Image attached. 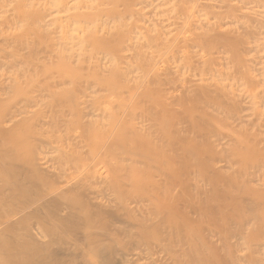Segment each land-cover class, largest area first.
I'll list each match as a JSON object with an SVG mask.
<instances>
[{"label": "bare ground", "instance_id": "6f19581e", "mask_svg": "<svg viewBox=\"0 0 264 264\" xmlns=\"http://www.w3.org/2000/svg\"><path fill=\"white\" fill-rule=\"evenodd\" d=\"M0 264H264V0H0Z\"/></svg>", "mask_w": 264, "mask_h": 264}]
</instances>
